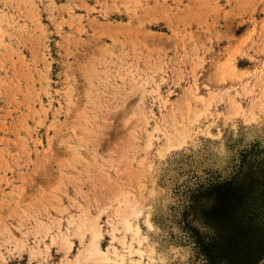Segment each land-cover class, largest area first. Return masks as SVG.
<instances>
[{
    "label": "rangeland",
    "instance_id": "374dc122",
    "mask_svg": "<svg viewBox=\"0 0 264 264\" xmlns=\"http://www.w3.org/2000/svg\"><path fill=\"white\" fill-rule=\"evenodd\" d=\"M93 220L125 264H264V0H0V264H94Z\"/></svg>",
    "mask_w": 264,
    "mask_h": 264
},
{
    "label": "bare ground",
    "instance_id": "6f19581e",
    "mask_svg": "<svg viewBox=\"0 0 264 264\" xmlns=\"http://www.w3.org/2000/svg\"><path fill=\"white\" fill-rule=\"evenodd\" d=\"M191 97V96H190ZM189 100V99H188ZM191 100V99H190ZM189 100V101H190ZM199 101V100H198ZM203 100H201V102H202ZM188 102V101H187ZM196 102V101H195ZM198 104V103H197ZM203 104H205L204 105V109H206V110H208V108H209V104H208V102H206L205 100H204V102H203ZM189 106V105H188ZM202 107V106H201ZM200 107V108H201ZM188 108V107H187ZM190 108V107H189ZM193 108V107H192ZM203 108V107H202ZM201 108V109H202ZM180 109V108H179ZM199 109V108H198ZM197 109V110H198ZM201 109H200V112H201ZM183 109H181L180 110V113L181 114H184L185 112V110L183 111V112H181ZM203 111V110H202ZM187 112V111H186ZM190 112L192 113V110H190ZM204 112V111H203ZM236 112V111H235ZM234 112V113H235ZM176 113V112H175ZM191 113H190V115L189 116H191ZM194 113V112H193ZM237 113V112H236ZM240 113V112H239ZM180 115V114H179ZM195 115H196V113H195ZM194 115V116H195ZM201 114H198V115H196V117H199ZM203 115H205V114H203ZM232 116V115H231ZM186 117V116H185ZM193 116H191V117H189V118H192ZM202 117V116H201ZM183 118H184V116H183ZM195 118V117H194ZM192 120H194V121H196L195 119H192ZM193 121V122H194ZM198 121V120H197ZM163 123V122H162ZM167 123H168V121H167ZM181 123V122H180ZM165 124V123H164ZM174 124V126L176 125L175 123H173ZM189 124V123H188ZM181 125V124H180ZM184 125H185V123H184ZM162 126V125H161ZM170 126V125H169ZM192 126V125H191ZM159 127V126H158ZM157 127V128H158ZM164 127V129L165 128H167V127H165V126H163ZM176 127V126H175ZM175 127H174V129H175ZM186 126H184V128H185ZM156 128V130H158ZM183 128V127H182ZM160 129V128H159ZM181 129V128H180ZM167 130H168V128H167ZM176 130V129H175ZM178 130V129H177ZM188 130V129H187ZM159 131V130H158ZM157 131V132H158ZM181 131V130H180ZM180 131H178L179 133H180ZM183 131H184V129H183ZM183 131H181V133L182 134H186L185 133V131L183 132ZM161 132V131H160ZM164 131H162V133H163ZM175 132H177V131H175ZM169 133V132H168ZM153 134V133H152ZM151 134V135H152ZM164 134H165V132H164ZM167 134V133H166ZM176 134V133H175ZM187 134H189V133H187ZM186 134V135H187ZM145 135H146V133H145ZM148 135V134H147ZM150 135V134H149ZM190 135V134H189ZM171 136V135H170ZM152 138H154L153 136H151ZM158 137V136H157ZM156 137V138H157ZM173 137V136H172ZM171 137V138H172ZM175 137V136H174ZM166 138V137H165ZM147 139V138H146ZM167 140H168V137L166 138ZM178 138H175L174 140H177ZM186 139H188V138H186ZM170 140V139H169ZM169 140H168V142H165V144H164V146L166 147V148H168V150H169V147H172V146H174L175 144H176V142L173 140V139H171L170 141L172 142V144H174V145H172L170 142H169ZM147 141V140H146ZM148 141H149V139H148ZM174 142V143H173ZM179 142V141H178ZM177 142V143H178ZM147 143H150V142H147ZM146 143V144H147ZM167 144H170V145H168V146H166ZM178 144H180V143H178ZM183 145V144H182ZM145 146H147V145H145ZM149 146V145H148ZM151 146V145H150ZM164 146H161V147H164ZM179 147V146H178ZM171 149V148H170ZM167 149L165 150V153H166V151H168ZM162 152H164V151H162ZM168 152H170V151H168ZM161 153V152H160ZM161 156V155H160ZM134 206V205H133ZM136 209V208H135ZM134 209V210H135ZM133 210V209H132ZM134 210H133V212H134ZM116 212H117V210H116ZM123 212V211H122ZM132 212V213H133ZM119 213V212H118ZM136 213V212H135ZM134 213V214H135ZM120 214V213H119ZM126 215V214H125ZM130 216V215H129ZM121 217H123L122 216V214H121ZM120 217V218H121ZM94 221V220H93ZM98 221V220H97ZM96 220L94 221V222H83L79 227H77V230H78V236H83L85 233L84 232H86V231H91L92 232V241H91V245H90V247H89V250H88V253H89V256L87 257V258H95V262H96V264H125L124 262H125V260H124V258L122 257V258H120V259H116V260H111L110 258H109V256L107 257V255H105L102 251H101V248H100V245H99V238H100V236H101V233L102 232H100V229H99V224H98V222H97ZM121 223L123 224L122 226H124V228L126 229V231L125 232H133L135 235H138L139 234V230H138V228L136 227V226H134L133 224H132V222H131V220L126 216L125 218H122V220H121ZM121 223H119V224H121ZM116 227V226H115ZM123 228V229H124ZM77 230H75V231H77ZM115 230V229H114ZM117 230V229H116ZM114 233V232H113ZM66 237V236H65ZM68 237H66V239H67ZM116 239V238H115ZM124 239H125V237H124ZM68 241V240H67ZM67 241H65L63 244H65V243H68ZM70 242V241H69ZM141 242V241H140ZM72 242H70V243H68V244H71ZM67 244V245H68ZM87 250V249H86ZM116 250V249H115ZM114 254H116V251H115V253ZM134 255V254H133ZM118 256V255H117ZM97 257V258H96ZM83 258V257H82ZM90 258L89 259H86L87 261H89L90 260ZM92 258V259H93ZM112 258V257H111ZM154 258V257H153ZM84 260H85V257H84ZM94 261V260H93ZM95 262H92V263H94L95 264ZM148 264H154L153 263V259H151L149 262H148Z\"/></svg>",
    "mask_w": 264,
    "mask_h": 264
},
{
    "label": "trees",
    "instance_id": "16d2710c",
    "mask_svg": "<svg viewBox=\"0 0 264 264\" xmlns=\"http://www.w3.org/2000/svg\"><path fill=\"white\" fill-rule=\"evenodd\" d=\"M261 230H262V231H263V233H264V226H262V227H261ZM261 258H262V257H261ZM261 258H260V260H261Z\"/></svg>",
    "mask_w": 264,
    "mask_h": 264
}]
</instances>
